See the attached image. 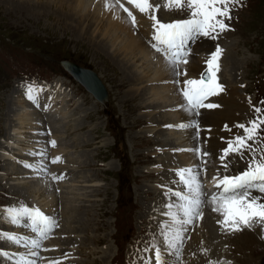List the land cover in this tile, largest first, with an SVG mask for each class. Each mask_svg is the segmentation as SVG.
I'll list each match as a JSON object with an SVG mask.
<instances>
[{"label":"rangeland","instance_id":"1","mask_svg":"<svg viewBox=\"0 0 264 264\" xmlns=\"http://www.w3.org/2000/svg\"><path fill=\"white\" fill-rule=\"evenodd\" d=\"M43 3L33 4L47 6L45 11L34 8L22 13L11 9L8 4L0 0V142L5 137L3 126L9 114L5 96L12 88L19 85L25 86L22 84L24 81L40 78L38 76L51 78L50 84L56 80L63 81V86L68 92L67 108L72 109L74 113L77 111L80 116L78 117L79 122L84 121L87 114V123L92 126V128L85 126L80 130L79 137H84L83 134L86 133L94 140L75 150L76 153H80L81 162L79 167L69 170L71 183L67 182L61 188V191H65L66 194L61 192L58 194L61 197L71 196L73 205L69 210L61 213V216L67 217L65 220L60 215L58 216L62 224L58 222L57 229L52 233V239L63 240L61 238L67 232L64 227L69 226L71 230L73 223L76 231H72L75 235L71 240L75 248L70 245V241L58 246L59 249L68 253L75 250L74 254L64 258V263L149 264L148 255L153 247L151 239L152 236L157 237L156 230L152 235V229L165 227L157 221L160 220V216H157L156 220L152 219L146 213L147 208L145 207L154 199L149 191L153 193L157 191L156 195L162 194L161 188L164 187L162 179H164L166 170L164 165L166 159L163 156L167 155L165 153L156 155L152 148L154 145L162 146L166 142L164 138L161 139L163 135L160 133L164 130L165 120L176 113L170 107H160L157 101L152 104V97L142 96L153 86L164 89L171 86L173 81L168 79L153 81L139 74L135 81L131 79L132 84L129 86L125 80L126 75L121 74L118 66L108 56L100 53L99 49L95 51L93 48L95 42L99 43L100 39L106 41L105 37L101 36L103 27L98 31V27H95L92 21L93 18L90 20L88 15L74 12L65 4L60 5L56 2L50 4L44 1ZM162 12L159 17L165 21L189 18V9L186 6L177 8L172 5L165 7ZM57 13L72 14L75 18L78 14L77 16L84 21L81 27L87 30L86 34L84 36L75 35L74 30L69 28L70 22L62 19ZM231 15L233 17L231 21H225L230 24L231 30L218 35L214 33V35L220 39L219 42H225L226 48H230L233 53L232 67L225 73L224 78L226 82H230L229 84L232 83L230 87L242 92V94L239 93L238 101L244 105V110L239 113L237 125L247 126L249 121L256 119L257 116L264 118V113L257 114L254 111L257 107L264 109V0H241L239 5L232 8ZM144 21H149V18L145 17ZM139 30L144 42H149L150 35L141 31L142 29ZM89 38L93 39L88 40ZM90 42L92 43L89 44ZM120 52L124 55L115 54L119 60L126 61L131 68L137 69L136 71L140 70V67L135 66L140 62L136 53L131 55L124 49H120ZM129 55L130 59H128ZM61 60H68L88 68L101 78L109 97L105 106L94 101L79 83L62 70L57 63ZM191 70L197 73L198 66L195 61L189 71ZM147 79L151 82H146ZM225 86L228 87L226 84ZM44 99L50 102L47 97ZM162 101L164 100L160 102ZM213 118L212 113H206L204 121L208 123L207 119H210L213 121L211 123L216 125ZM236 133L243 135L244 130L237 127ZM22 135L25 134L22 133ZM167 135L170 138L173 137L170 134ZM70 137L69 132H66L64 140L70 141ZM29 138L31 137L26 133L19 146L14 145L13 150L18 152V148L23 147ZM249 143L256 153L264 155L262 151L264 136L258 137L256 141H249ZM71 153L73 155V152ZM22 154H20L22 157L16 154L11 159L9 156H4L2 163L5 167L11 162L15 163L17 166L11 170L12 172L21 170L20 165L30 166L31 163L26 154ZM118 157L123 159L122 167ZM247 167L246 156L240 159H230L227 168L224 167L223 170L229 172L232 168L231 172L236 173ZM47 168L40 166L38 172L47 171ZM28 174L23 170L18 175L0 174V216L1 212L6 209L31 208L28 206L29 203L20 197L27 196L29 193L19 192V190L13 193L7 189L12 185L9 182L11 178L17 181L15 186L18 188L26 181H34L38 178ZM61 175L62 173L58 176ZM1 184H5L6 187ZM30 194L32 197V193ZM41 196L43 195H40V199ZM54 210L56 211V206ZM206 211L210 212L207 208ZM172 213L176 218L179 217L177 218L179 220L185 219L183 213L178 215V213L166 211V214L170 215L171 223L178 224L180 228L195 226L199 232L207 231L205 238L209 241L216 239L218 240L216 244L223 247L224 254L222 255L218 247H213V254L206 257L204 264H262V261L264 264L262 243L253 245L251 255L248 254L246 257L242 252H238L240 249L227 245L224 226L218 221L209 222L207 220L209 224L202 225L194 219L191 224L182 225L174 221ZM211 215L216 217L212 212ZM19 220V224L25 226L24 217H19ZM159 223L161 227H157ZM116 224L117 232H115ZM0 232L7 233L2 230ZM158 232L162 235L166 234L162 230ZM244 232L253 238L251 232ZM236 234L238 232H235L234 236ZM249 243L251 242L242 243V245ZM159 244L161 246V243ZM203 244L204 240L199 245ZM212 245H215V242H212ZM257 248L261 251L256 256L254 251ZM194 261L196 264H203V258L200 256H197ZM166 264L175 263L167 260Z\"/></svg>","mask_w":264,"mask_h":264},{"label":"bare ground","instance_id":"2","mask_svg":"<svg viewBox=\"0 0 264 264\" xmlns=\"http://www.w3.org/2000/svg\"><path fill=\"white\" fill-rule=\"evenodd\" d=\"M2 1L8 4L11 9L22 13L34 8H37V10L39 9V11H45V9H47V6L42 4L41 5L43 7L34 5L33 3L35 2L43 3L44 1L50 4L56 2L60 5H67V8L70 7L74 10V12L77 11L81 15H88L89 19L93 18L92 21L95 23V27H98V31L103 27L101 36L105 37L104 39H106V41H101V39L100 41H98V39L97 41L99 43L95 42L93 48L95 49V51L96 49H99L100 53L108 56V58L118 66L121 74H125L130 78L129 79L125 76V80L128 82L129 86L132 84L131 79L135 81L139 77V74L141 75V77L147 76L153 81L168 79L171 80V82L175 81V83L177 80L182 81L183 79H199V77L202 75V70H204L205 68L207 69L206 60L210 57V53L215 51L217 46L222 49L218 60L219 70L216 73V77L219 84L223 85L224 90L205 102V104L216 103L220 105V107L215 109L200 108V110H193L184 101V97L182 96L181 91L175 90V85H172V83L171 86H167L164 89L161 87L153 86L152 88H150V90H146L145 94L142 96L152 97V104L157 101L160 107L170 106V109L175 111L176 117L179 115L180 121L182 122H196L198 124V127L196 130H190V138L195 146L206 150L209 153V155L207 157H203L200 162L203 163V160H206L207 165H204V167L217 168V165L221 161L218 157L221 156L222 149L227 147V141H232L231 138L237 135L236 125L239 121V113L244 110V105L238 101V96L241 91L230 87L232 83L229 84L230 82H226L224 78L225 73L232 67L233 61V59H231L233 53L231 52L230 48H226L225 42L220 45L219 39L213 40L205 37H200L195 42H192V45L188 46L194 53L190 56V63H188L186 66L181 65V68H184L187 72V76L179 77L167 67L165 59L152 51L148 43L146 44L144 42L143 36H140V30H135L139 27V29H142L141 31H144L145 33L147 32L151 38L149 42H152V37L154 35V21L151 19L149 23H146L144 21V16L149 15L151 18V16L154 14L158 21L162 20L159 18V13L161 12V10L158 12L157 6L162 9L165 8L168 0H149L150 4L153 7L148 10L147 14L141 13L137 8H135L134 5L128 4L126 0H121V3H124V6L127 7L129 11H131L136 17V28H131V26L128 24V15L120 8L116 0ZM140 13L144 14L143 18H141L142 16H140ZM57 14L62 19L64 18L70 22L69 28L74 30L75 35L84 36L86 34L87 30H84V27H81L82 24H84V21L82 18L77 16L78 14H76V18L72 14ZM159 22L164 24L171 23L163 20ZM92 39L93 38H89L88 40ZM91 43L92 42H90L89 44ZM120 49H124V51L130 53L131 55L136 53L139 56L140 62L135 65L136 67H140L139 71H136L137 69L134 70L128 65L126 61L119 60L115 56V54L117 53L120 55H124L120 52ZM198 50L199 52L197 53ZM130 58L131 56L129 55L128 59ZM194 61L198 66V74L196 73V71H189ZM69 75L75 79L73 75ZM148 81L149 80L147 79L146 82ZM150 82L151 81H149V83ZM225 84L228 85V87H226ZM31 89V92H29V87L15 86V88H12L10 93L6 94L5 96L6 107L8 108L9 114L3 126L5 137L3 138V141L0 142V174L10 173L18 175L20 174V171L23 170L25 172H28V175L31 177H38L34 181L24 182L25 184L20 185L19 188L15 186V184H17V181L11 180V178V181L9 180V182L12 183V185H10L11 187L7 189L13 193L16 192V190H19V192H24L26 194L29 193V195L27 196H20L21 199L25 202H28V206H31V208L40 209L41 212L44 213V215L51 217L55 220V222H57L58 216H61V213L63 211L67 209L69 210V208L72 207L73 198L71 196L64 195L63 197H61L58 195L61 191H59L58 189L59 186H55V184L57 185V183H54L53 181L54 175H58L59 172L65 171H67L69 175V170L79 167L81 156L80 153H76L75 150L84 145H88L90 142H93L94 139H92V137L90 135H87L86 133L83 134L84 137L81 138L78 134L80 130L85 128V126H87L88 128H92V126L90 125V123H87V114L85 115V120L79 122L78 117L80 116L77 111L74 113L72 109L67 108L68 92L65 90V88H63V86L61 87V85L59 84H54L51 86V88L48 89L47 85L38 84L35 86H31ZM48 94H50V97L48 96ZM29 95H31V99L29 98ZM88 95L93 97L92 94ZM44 97H47L50 102L46 101L45 99L43 100ZM93 99L94 101H96L94 97ZM175 99H180L177 102V104H179L177 107L174 106ZM161 100L164 101L160 102ZM206 113L213 114V119L217 123L216 125L211 123L213 121L210 119H207L209 121L208 123L204 121ZM176 117H174V115L172 114V117L170 116L168 118L169 120H172L170 122H179V119ZM68 119L69 121H67ZM66 132H69V135L71 136L70 141L64 140ZM22 133L25 135H22ZM26 133H28L31 138H29L28 141L26 140L27 142L23 147L21 146L18 148V152H15V149L13 150L14 145L19 146V143L23 140L24 136H26ZM178 133H183V130L178 131ZM162 134L166 135V132L162 131ZM175 134L176 130H174V135L172 134V138L177 140L178 135ZM29 140H31V142ZM51 141L56 142L54 147L52 146ZM71 152H73V155H71ZM21 153H23L22 155L26 154L27 159L31 163L30 166L20 165L19 167L21 168V170L17 171L15 169V171L17 172H12L11 170H13L15 166H17L15 163L11 162L6 167L2 163L4 156H9L11 159L14 158V155H20ZM47 155L48 157H46ZM246 155L247 153L245 154V156ZM195 157H197L199 161V155L197 154H191L189 152H177L175 161L169 162L170 170L165 174L167 176V181L164 182V185L166 187L161 188L162 194L160 193L156 195L155 192L157 191H155L154 193L153 191H149V193L154 196V199H152L151 202L145 207L147 208L146 213L149 214L154 220H156L157 216H160V220L157 221H160L165 227L152 229V232L156 230L155 232H157V237L154 238L152 236L151 239V243L154 246L150 249L148 255L149 262L151 261V264H155L154 249L161 250L164 264H166L167 260H170L175 264H192V261L197 256L203 258L204 264L206 257L213 254V247H218L220 249V255L224 254V251L222 250L223 247L220 244H216L218 240L212 239L211 241H209L205 238L207 231L199 232V230H197L195 226L180 228L178 224L171 223L169 219L170 215L166 214V211H171L174 213L181 212L180 205H182L184 201H182L179 197L174 196V192L183 191L185 194L191 195L189 190L185 188L184 184L180 182V177L177 173L181 169L191 168L192 164L195 161ZM49 158H51L52 160L59 158V160L61 161L53 163V161ZM238 158H241V156L238 154H229L225 159V163L228 165L230 159ZM63 159L66 160V163H62ZM49 161H51L53 164H49ZM45 165L50 168L49 173H39L38 171L40 170L38 168ZM172 169H174L175 171H173ZM43 173H45L46 175H42ZM68 180L71 182V179ZM206 184L207 183H205V189L207 186ZM1 185L6 187L5 184ZM30 193H32V197H30ZM41 194L43 196H41L42 198L40 199ZM253 195L264 197L263 194L253 193ZM59 200L62 202V205L59 206L60 214L58 215L56 214L54 208L55 206H57V204H59ZM202 200L205 201L200 206L202 218H196L197 223L201 222L202 225H207L209 224V222H212L209 214L205 213L208 212L206 211V208L216 215V217L212 215L216 221H218V219H222V217H220L218 213L211 210L212 206L207 203V196L206 199L202 198ZM169 205H171L172 207H169ZM8 210L9 209H6V211L1 212L0 230L15 236L19 240V242L23 243L16 244V242L9 241L7 239H0V249H2L1 253H5V255L3 256L0 255V264H26L28 261L29 264L31 263V261L34 262V260L37 262V264H39L38 262H40V264H74L73 262H63L66 255L75 252V250L69 247L68 248L70 250H73L70 253L59 249L58 246L60 244L67 243L66 240H54L51 236L49 240L42 241L39 234L33 232L31 227H29L28 231L25 232V235L22 234V227L17 226V224L14 225V223L11 222V217L8 215ZM61 217L64 220L67 218L64 216ZM162 217L164 220H161ZM205 218H209V222H207V220L205 221ZM24 219L27 218L24 217ZM68 225L70 224L68 223ZM115 226L117 227V224ZM71 227V230H69V226L66 228L64 227V229L69 233V235L74 236L75 233H73L72 231H76V226L72 223ZM184 229H186V231H184ZM161 230L166 234H160L161 232L158 231ZM177 230H180L183 233V239L181 241L174 240ZM244 231L251 232L253 238L250 234ZM224 235L227 245L234 246L235 248L240 249L238 252H242L246 257L248 256V254L251 255V251L254 249L253 245L259 243H262L264 245V231H262L259 227L253 229H245L238 232V234L234 236V233L226 231L224 226ZM22 238H24V240ZM28 239L29 241H27ZM32 240H40V242L42 243L41 253H37V248L32 247ZM203 240L204 244L199 248H196L197 243ZM171 242H175V248L169 246V243ZM212 242H215V245H212ZM246 242L251 243L242 245V243ZM159 243H161V246ZM260 251V248H257L254 251V255L257 256ZM33 252L37 253V255H32ZM17 254L22 255V258L18 261H16L18 257L16 258L14 256ZM193 264H196L195 261Z\"/></svg>","mask_w":264,"mask_h":264},{"label":"snow or ice","instance_id":"3","mask_svg":"<svg viewBox=\"0 0 264 264\" xmlns=\"http://www.w3.org/2000/svg\"><path fill=\"white\" fill-rule=\"evenodd\" d=\"M121 9L127 13L133 26L136 25V17L121 0H116ZM130 5H134L141 13L147 14L148 10L153 6L149 0H126ZM241 0H168L166 7L175 5L177 8L187 7L189 9V18L164 24L159 22L155 15L151 16L154 21L153 40L156 41L152 46L157 52L164 54L166 65L175 75L186 77L187 72L181 65L190 63V56L193 51L188 47L189 42H195L200 37L215 40L219 33L231 30L230 24L225 21H231L233 18L231 10L239 5ZM158 8V6H157ZM216 33L217 35H214ZM222 52L218 46L215 51L210 53V57L206 60L207 70L199 79H183L177 80V84H183L181 89L182 96L188 101L193 109L209 108L215 109L220 107L216 103H207L210 96H215L222 92L223 86L219 84L216 73L219 70V56ZM29 86V92H31ZM31 99V95H29ZM255 113H264V109L255 108ZM198 127V125H190ZM185 127V125H181ZM237 127L244 130L243 135L235 136L234 140L227 141V147L222 149L219 157L224 161L229 154L235 153L245 158L247 153L248 167L242 172L234 176H223L215 185L217 191L204 193L203 184L198 178L200 172L193 168L181 169L177 173L180 182L189 190L191 195L185 194L183 191L174 192L173 195L179 197L184 203L180 205V211L185 219L179 220L173 214L174 221L187 225L191 224L194 219L202 218L200 206L205 201L202 196H207V203L212 206L211 210L219 214L222 219H218V223L225 226L228 232H240L245 229H253L259 227L264 231V197L253 195V190L264 194V155H259L252 147L249 141H256L258 137L264 136V118L257 116L256 119L249 121V125L240 124ZM54 147L56 142L51 141ZM193 151L201 158L207 157L209 153L206 150L196 148ZM264 151V149H262ZM59 161V158L53 160V163ZM203 164L207 165V161L203 160ZM225 169L227 164L223 165ZM206 171V167L203 169ZM57 177H54L56 179ZM214 180L217 178L214 177ZM169 207H172L169 205ZM8 215L11 222L19 224V217H25L26 223L31 227L33 232L39 234L44 239L48 237L52 228L56 226V222L51 217L44 215L40 209L21 207L20 209H9ZM186 231V229H184ZM0 239H7L19 243V240L9 234L0 232ZM183 233L176 231L174 240L181 241ZM33 248L40 247V240L31 241ZM172 248L176 247L175 242L169 243ZM155 264H164L162 252L154 249ZM5 255V253H0ZM32 255H37L33 252ZM35 264V262H33ZM151 264V261L149 262Z\"/></svg>","mask_w":264,"mask_h":264},{"label":"water","instance_id":"4","mask_svg":"<svg viewBox=\"0 0 264 264\" xmlns=\"http://www.w3.org/2000/svg\"><path fill=\"white\" fill-rule=\"evenodd\" d=\"M60 65L69 74L73 75L75 79L80 82L97 100L101 102L106 101V90L95 73L80 68L76 64L69 61H62L60 62Z\"/></svg>","mask_w":264,"mask_h":264}]
</instances>
